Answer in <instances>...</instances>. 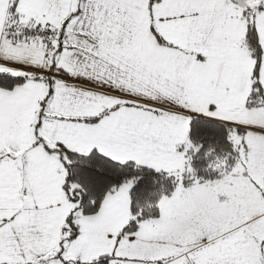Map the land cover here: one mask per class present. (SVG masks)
<instances>
[{
  "label": "snow or ice",
  "instance_id": "obj_1",
  "mask_svg": "<svg viewBox=\"0 0 264 264\" xmlns=\"http://www.w3.org/2000/svg\"><path fill=\"white\" fill-rule=\"evenodd\" d=\"M0 264H264V0H0Z\"/></svg>",
  "mask_w": 264,
  "mask_h": 264
}]
</instances>
